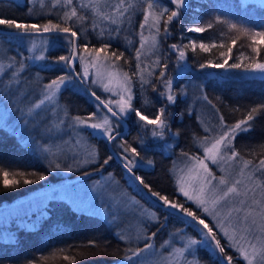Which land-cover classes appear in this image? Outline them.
Masks as SVG:
<instances>
[{
	"label": "snow or ice",
	"instance_id": "6c2138e0",
	"mask_svg": "<svg viewBox=\"0 0 264 264\" xmlns=\"http://www.w3.org/2000/svg\"><path fill=\"white\" fill-rule=\"evenodd\" d=\"M33 2L35 3V0ZM40 6L45 7L44 0H40ZM58 7L61 9L60 12L48 13L57 17L55 22L50 19L45 23H27L0 16V26H4L10 39L28 41L27 51L32 54L33 61H48L57 66L53 70L63 73L43 85L40 97L28 106L26 116L34 120L47 109L56 117L51 127L46 129V134L51 137L55 133V139L61 140L69 151L75 149L74 161L76 155L83 151L85 153L83 163H100L99 154L94 147L89 145L82 149L84 142L74 137L65 141L62 135L65 128L91 129L90 136L100 135L106 142H115L122 153L119 158L124 161L123 167L132 175L135 182L156 199L159 207L166 210L165 218L170 216L184 218L185 223L197 230L199 236L198 239L181 237L179 246L172 240L164 241L158 252L151 242L155 239L156 232L150 234L144 230L137 232L135 239H144L143 247H131L133 237L120 235L119 239L129 244L121 259L126 264H145L142 254L151 252L157 257L152 264H200L197 252L205 250L214 256L216 264H240V261L244 264H264V156L258 160L247 158L236 146L237 137L253 131L254 122L264 115V103L251 107L243 119L231 124L225 120L224 115L219 114L218 109L216 125L201 122L206 135L193 137L200 152L182 153L185 158L182 167L172 170L176 185L172 198L153 190L150 183L142 176L136 175L134 171L138 167L136 161L138 158L143 160V157L138 148L123 137L122 125L130 120L139 124L152 138L164 140L171 132L167 115L169 106L177 103L179 95L186 96L187 93L177 92L173 88L172 78L166 75L169 65L167 56L161 50V39L166 40L172 35L174 25L181 24L183 16L191 7L190 0H50L51 9ZM135 11L142 14L139 31L136 32L139 39L134 41L130 36H125L127 46L122 51L114 46L112 41L119 40L125 24L130 22ZM215 24L226 25L230 32L240 35L232 38L226 52L221 53L227 57L221 63H200L199 67L226 71L242 69L245 73L259 74V78L264 80V59H261L264 27L257 31L221 16H215L204 25L192 23L181 27L187 33L203 34ZM90 32L96 34L100 41L99 46L93 45L87 38ZM45 34H50L53 40L59 41L61 46L66 48L67 54L54 59L46 56L48 39H41L39 42L33 39L34 36L44 37ZM241 35L249 41L247 47L250 53L241 52L237 60L229 64L233 47ZM134 45L138 46L133 47ZM216 46L215 41L209 44L202 39L197 42L196 38H189L188 44L172 43L168 49L170 54L176 56L177 64L186 68L189 49L193 53L197 48L207 52ZM219 46L224 48L225 44L221 42ZM129 48L132 50L129 51ZM24 59L26 57L22 56L20 60L13 57L15 64L11 62L7 65L0 64V76H3L7 69H13L11 80L18 86V90L21 84L20 75L27 67ZM121 60L124 61L123 64L119 63ZM245 60L248 61L247 64L243 63ZM90 68L95 71L90 72ZM157 68L161 71L156 72ZM154 81H159L163 89L161 90ZM136 83L141 89L145 85H150L157 97L162 98L161 106L151 118L133 103L135 99L133 88ZM79 85H86L84 91L97 102L96 110L86 116H70L67 110L62 116L57 115L56 104L62 90ZM93 85L110 95L102 98L92 90ZM9 89L11 90V84ZM204 99H208L206 95ZM28 122V119H25V123ZM76 134L80 133L77 131ZM173 135L179 136L180 133L176 132ZM69 136H72L71 131ZM142 140V137L138 138V142ZM40 151L45 154V159L54 158L49 159L53 170H70L66 166H61L59 157L64 148L57 145L55 140L51 146L45 141L41 144ZM111 159L112 157L108 156L102 164L107 165ZM209 162L223 175H217L209 167ZM147 163L153 166V161L149 160ZM29 177H38L41 181L46 179L45 175L34 171L9 170L0 166V185L5 189H15L21 185L34 183L35 181ZM180 197H183V200ZM146 219L158 227L161 225V218L155 213L148 214ZM141 228H147L143 221ZM89 245L97 246L96 241H89ZM63 259L74 261L75 257L64 255ZM29 264L33 262L30 261Z\"/></svg>",
	"mask_w": 264,
	"mask_h": 264
},
{
	"label": "trees",
	"instance_id": "16d2710c",
	"mask_svg": "<svg viewBox=\"0 0 264 264\" xmlns=\"http://www.w3.org/2000/svg\"><path fill=\"white\" fill-rule=\"evenodd\" d=\"M190 5L191 7L183 16L181 24L174 25L172 37L166 40L161 39V50L167 56L169 65L166 75L172 78L173 82L177 78L178 64L176 56L170 54L168 46L172 43L179 44L176 41L178 36H180V39L183 36L181 40L184 42H187L189 38H196L197 42L202 39L209 44L213 41L216 42L217 46L210 48L207 52L199 48H197L195 53L188 51V63L197 71L200 68V63H221L227 58L222 56L221 53L226 52L232 38L240 35L230 32L227 26L223 24H215L213 28L203 34L184 32L181 25L192 23L204 25L212 21L215 16H221L257 31L264 27V8L253 4L244 6L245 4L241 0H190ZM30 11L31 8L29 9L27 6L17 5L10 0H0V16L3 17L27 23H45L50 19L55 22L57 19L54 15L35 16V18L32 17L33 14ZM139 18L140 15L137 12L132 13L131 20L125 24L119 40L112 41L114 46L119 47L123 51L127 46V42L124 39L125 36H130L134 41L139 39L136 36V32H138L137 26L141 22ZM0 29L7 31L4 26H1ZM177 32L178 35L176 37ZM0 37L9 40V36L0 35ZM87 38L91 40L93 45L99 46L100 41L95 33H91ZM221 42L225 44L224 48L219 46ZM248 43L247 38L241 35V38L233 47L229 64L235 62L241 52L250 53V49L247 47ZM135 46L138 45L133 47ZM131 50L129 48V51ZM65 54H67L66 48L59 47L56 51L51 52L49 56L56 58ZM261 59H264V48H262ZM119 63L123 64L124 61L121 60ZM243 63L247 64L248 61L245 60ZM208 69L217 72V76L227 75H225V69ZM34 70L44 84L59 75L58 71L56 72L55 70L46 71L39 67H34ZM125 70H127V67ZM237 70L241 69H230L231 72ZM155 71L159 72L161 69L157 68ZM230 71L227 70V72L231 73ZM21 78L22 84L30 79L25 76ZM5 79L0 81V105L5 103L7 96L18 89L16 84L11 87L12 91L6 88L7 81L12 80L9 77ZM154 83L161 90L163 89V85L159 81H154ZM246 85V83H237L232 78L225 80L222 85L206 83L208 101H211L212 106H215L213 107L215 112L217 113L218 109L219 114L224 115L225 120L230 124L243 119L251 107L264 103V80ZM133 89L135 93L134 105L141 108L151 118V115L161 106L162 98L157 97L150 85H145L141 89L140 85L136 83ZM82 92L80 94L71 90H64L60 94L59 100L62 106L71 107L70 113L74 116H86L93 112L92 104L94 101L83 90ZM145 100L149 102L144 103ZM167 115L171 124V132L168 133L166 139L152 138L134 120L127 122L130 125L129 132L124 139L134 147H137L143 157V160L138 158L136 161L138 165L134 169L136 175L142 176L146 182L150 183L153 190L167 194L172 198L176 187L172 170L177 162L184 158L182 153L196 154L200 152L193 137L203 136V130L197 117L187 112L186 106L179 96L177 103L169 106ZM176 132H179L180 135L174 136L173 133ZM89 133V131L84 132L86 145L96 149L100 163H89L85 169L72 171L66 180L59 177L57 173L59 169L53 170L49 162L43 160L39 155L34 154L28 147L23 145V142L15 134L0 127V166L9 170L34 171L46 176L43 181L39 180L38 177H29L35 182L29 185H21L15 189H5L0 185V209L15 202H23L30 197L39 196L37 193H40V191L52 189V192H56L44 211H41L43 215H40L41 218L36 223L37 228L34 231L17 230L16 227H13L14 232L17 230L15 235L18 242H0V264H29L30 261L33 264H117L123 261L121 257L125 255L129 244L119 239L117 229L113 225V211H111L109 206L104 205L105 201L100 200V202L95 203V206L98 205L102 210L109 212L106 218L93 213L80 212L64 200L57 199V192L61 188L68 189L69 186L72 187L76 182L87 181L91 183L100 176H112L119 185L120 195L124 194L129 198L135 197L145 208L147 207V209L160 216L161 225L159 228L162 231L161 235L164 236V232L170 230L180 229V224L185 223L184 219L177 216L165 218V211L153 208L146 201L136 183L115 162L106 141L97 137V135L90 136ZM141 137L143 138L142 142H138V138ZM169 145L171 147H168ZM236 146L247 158L258 160L264 156V115H261L254 122L253 131L237 137ZM113 149L117 151L119 157L122 156L121 150L115 142H113ZM108 156H111L112 159L107 165H103L102 161ZM120 159L122 160V158ZM149 160L153 161V166L148 165L147 161ZM42 195H46V193L44 192ZM180 199L183 200V197H180ZM194 235L193 237L195 238ZM163 236H156V239L153 240L155 246L161 244L159 242L163 240ZM89 241H96L97 246H90ZM131 247L136 246L131 243ZM137 247H142V245ZM64 255L75 257V260H64ZM197 257L200 260V264H216L214 256L205 250L198 251ZM240 264L244 263L240 261Z\"/></svg>",
	"mask_w": 264,
	"mask_h": 264
},
{
	"label": "rangeland",
	"instance_id": "374dc122",
	"mask_svg": "<svg viewBox=\"0 0 264 264\" xmlns=\"http://www.w3.org/2000/svg\"><path fill=\"white\" fill-rule=\"evenodd\" d=\"M20 6H27L31 11L33 16H51L49 15V11L52 13H58L61 9L58 7L56 9L50 8V0H44L45 7L41 8L40 0H10ZM244 6L248 4H253L256 6H260L264 8V0H241ZM137 14L140 15L139 20H142V14L140 11H135ZM31 14V15H32ZM55 16V15H54ZM56 17V16H55ZM36 18V17H35ZM140 20V21H141ZM140 24V23H139ZM139 24H138V31H139ZM1 28V26H0ZM2 30V29H0ZM132 34V33H131ZM88 35H91V33ZM178 32L176 33V37ZM161 36H163V23H161ZM172 35L168 36L167 39L171 38ZM186 38V37H185ZM5 38L0 37V64L7 65L8 63L15 64V61L12 60L13 57H16L17 60H20L23 57L24 63L27 65L25 68V73H21L20 79L22 76L30 78L26 80L25 83L20 84L19 90H15L11 95L7 96L5 99V103L0 105V127H3L10 131L12 134H15L16 137L23 142V145L28 147L34 154L39 155L40 158L49 162V159H54L50 157L49 159L44 158V153L40 151V146L45 141L51 146L53 141L59 145L60 147L64 148L63 153L59 157V162L61 163L62 167H67L70 170H58L59 177L63 179H68L70 172L76 171L77 169H85L88 167L89 163H83V159L85 158V153L83 151L80 154L76 155L75 161L73 160V152L75 149L69 151L68 147H65L63 142L59 139H55L56 134L53 133L51 137L46 134V129L51 127L52 123L55 122L56 117H54L47 109L41 113V115L33 120L32 117H27L26 112L28 106L35 100L40 97L41 89L44 85L42 79L36 74L34 67H39L46 71H52L55 67L48 61H33L31 59V53L27 51L28 41L16 39V38H9V40H4ZM8 39V38H7ZM37 42L41 39H48V52L45 53L46 56L54 59L55 57L49 56L51 52L56 51L61 46L59 41L53 40L51 37H36L34 36ZM83 39V35H82ZM187 39V38H186ZM138 41V40H137ZM178 43L182 42L183 44H188L180 39V36L176 39ZM65 48V47H63ZM191 52V50H188ZM101 56L103 57L104 54L102 53ZM188 63V61H187ZM178 74L177 78L173 82V88L177 92H186L187 95H179L180 100L186 106V110L190 114H194L200 122V125L203 130V136L206 135L204 132L203 121L204 124L208 125H216L218 122V114L215 112L211 103H209L208 99L205 100L204 96L206 95V83L212 84H224V81L228 78H232L236 80L237 83L243 84H251L254 82H258L262 79L259 78V74L256 73H245L242 69L237 70L235 72H227L225 73L226 76H217V72L211 71L210 69H201L198 68L197 71L195 68L191 67L188 63V67L184 68L181 66H177ZM77 70L79 71V65H77ZM13 69H7L3 76H0L1 79L10 78L11 80V73ZM90 72H94L95 69L90 68ZM57 72V71H56ZM59 75H62V72L58 71ZM91 79V77H90ZM6 80V79H5ZM15 85L13 81H7L6 88H9ZM246 85V86H247ZM71 90L76 93H83L82 89L77 86L74 88H70ZM92 90L96 91L98 95L102 98L108 97L110 93L103 92L100 88L96 87L95 85L92 86ZM134 90V89H133ZM12 91V90H11ZM64 90H62L63 92ZM61 94V93H60ZM207 96V95H206ZM116 99V97H112ZM60 99V95L58 97V103L56 104L57 115L62 116L65 110L68 111L70 116H74L70 113L71 107L62 106ZM8 104V105H7ZM96 103L93 102V111H95ZM25 119H28V123H25ZM127 123V122H126ZM128 130L125 136L129 132V124ZM71 131L72 136H69V132ZM77 131L80 133L77 135ZM89 131L91 129H84L81 128L79 130H74L70 128H65L64 133L62 134L64 140H70L73 137L76 140H82L84 143L82 145V149H86L88 146L86 145L84 132ZM123 131V129H122ZM97 137L103 139L100 135ZM107 146L109 142H106ZM109 149V147H108ZM111 149L114 153L118 156L117 151L113 149V143ZM110 151V149H109ZM111 153V151H110ZM112 155V154H111ZM119 158V156H118ZM120 159V158H119ZM185 158H181L174 168H180L183 165V161ZM123 162V161H122ZM124 163V162H123ZM209 167L212 168L217 175H223V173L219 172L216 166L212 165L209 162ZM173 179L174 175H173ZM116 180L110 176H100L97 180L88 183L87 181L75 183L69 188H61L57 192V199L64 200L65 202L72 205V207L80 212H85L89 214H94L100 217L106 218L108 216L107 211L102 210L98 205L95 206L96 202H100V200L105 201L106 206H109L111 211H113L114 219L113 225L117 229L118 235H131L133 239L130 243L134 244V246L144 245L145 240L140 239L136 240L135 235L138 231L144 230L147 233L156 232L158 236H163L160 233L162 232L160 228L152 222L147 221L146 217L148 214L154 213L152 210L145 208L138 199L135 197L129 198L127 195L119 194V188ZM46 193V195H42V193ZM56 192H52L50 190L40 191L39 196H33L26 199L23 202H15L12 205L5 206L4 208L0 209V242L2 243H17V237L15 235L18 229L25 230V231H34L37 228L36 223L41 218L40 215H43L42 210L46 208L48 202H51L50 199L53 198ZM120 195V196H119ZM108 209V207H107ZM109 210V209H108ZM116 216V218H115ZM147 224L146 229L141 228V222ZM180 224V223H179ZM13 227H16V231H13ZM176 233H180V236L175 235ZM195 234V238H199L197 235V230H195L191 225L187 223H181L180 229H174L167 232H164V238L159 246L156 245V249L159 252L161 250V245L164 241L172 240L176 243V246H179V241L181 237L185 239L187 237H193ZM186 234V236H185ZM156 235V236H157ZM156 239V237H155ZM154 239V240H155ZM153 243V241H151ZM224 243V241H222ZM145 264H152V262L157 258L149 253L142 254ZM243 262V261H242ZM244 263V262H243ZM117 264H126L125 261H121Z\"/></svg>",
	"mask_w": 264,
	"mask_h": 264
},
{
	"label": "water",
	"instance_id": "95a60500",
	"mask_svg": "<svg viewBox=\"0 0 264 264\" xmlns=\"http://www.w3.org/2000/svg\"><path fill=\"white\" fill-rule=\"evenodd\" d=\"M0 35H3V36H8V33L7 31H4V30H0ZM47 36H51L50 34H45L44 37H47ZM36 37H40V36H36ZM80 88L84 91L86 85H79ZM85 92V91H84ZM89 97L90 95L85 92ZM91 98V97H90ZM93 101H95L93 98H91ZM96 102V101H95ZM97 103V102H96ZM122 128H123V137H125V134L127 133V130H128V125L127 123H124L122 125ZM112 143H108V147L111 151V154H112V157L114 158L115 162L131 177V179L133 180L132 178V175L130 173L127 172V170L123 167V162L121 159L118 158V156L114 153V151L111 149V146H112ZM134 181V180H133ZM135 182V181H134ZM137 187L139 188V190L141 191V193L143 194L144 198L146 199V201L153 207V208H157V209H160V210H163V211H166L165 209L163 208H160L159 205L157 204L156 202V199L151 197V195L148 193V191L146 189H144L141 185L138 184V182H135ZM177 217H180V216H177ZM182 218V217H180ZM184 219V218H182Z\"/></svg>",
	"mask_w": 264,
	"mask_h": 264
}]
</instances>
